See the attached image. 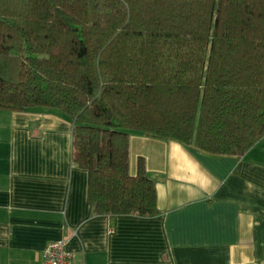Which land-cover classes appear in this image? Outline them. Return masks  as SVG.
Wrapping results in <instances>:
<instances>
[{"label": "trees", "instance_id": "1", "mask_svg": "<svg viewBox=\"0 0 264 264\" xmlns=\"http://www.w3.org/2000/svg\"><path fill=\"white\" fill-rule=\"evenodd\" d=\"M56 111L96 215L157 214L131 133L243 157L264 138V0H0V111Z\"/></svg>", "mask_w": 264, "mask_h": 264}, {"label": "crops", "instance_id": "2", "mask_svg": "<svg viewBox=\"0 0 264 264\" xmlns=\"http://www.w3.org/2000/svg\"><path fill=\"white\" fill-rule=\"evenodd\" d=\"M263 140L235 158L131 133L128 170L142 158L157 214L105 216L72 165L70 121L0 111V264H42L59 240L71 264H264Z\"/></svg>", "mask_w": 264, "mask_h": 264}, {"label": "built area", "instance_id": "3", "mask_svg": "<svg viewBox=\"0 0 264 264\" xmlns=\"http://www.w3.org/2000/svg\"><path fill=\"white\" fill-rule=\"evenodd\" d=\"M42 264H71L66 242L59 240L47 244L42 252Z\"/></svg>", "mask_w": 264, "mask_h": 264}, {"label": "rangeland", "instance_id": "4", "mask_svg": "<svg viewBox=\"0 0 264 264\" xmlns=\"http://www.w3.org/2000/svg\"><path fill=\"white\" fill-rule=\"evenodd\" d=\"M259 148H257V149H261V148H263L264 147V140L261 142V144H260V146H258ZM129 159V158H128ZM129 162V161H128ZM129 167V169H130V171H131V167H132V160H130V162H129V165H128ZM132 172V171H131Z\"/></svg>", "mask_w": 264, "mask_h": 264}]
</instances>
